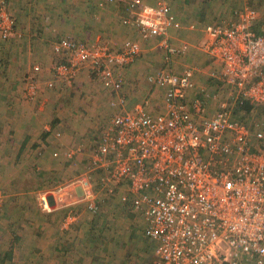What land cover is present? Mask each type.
I'll list each match as a JSON object with an SVG mask.
<instances>
[{"label":"built area","instance_id":"1","mask_svg":"<svg viewBox=\"0 0 264 264\" xmlns=\"http://www.w3.org/2000/svg\"><path fill=\"white\" fill-rule=\"evenodd\" d=\"M126 2L132 16L123 23L155 38L165 51L163 65L147 76L152 91H164L157 110L150 106L151 93L130 109L121 94L123 70L143 52L138 41L126 39L118 47L109 39L65 36L52 43L53 77L73 84L87 70L116 99L112 123L92 149L89 172L104 170L103 184L126 186L122 198L143 216L144 236L155 244L152 264L264 259V32L255 30L257 10L247 5L230 20L201 27L203 49L220 66L211 75L221 84L209 91L198 86L197 68L179 72L173 65V58L190 46L172 41L171 30L182 23L170 0ZM8 3L0 0L3 38L15 31ZM196 24L188 29H198ZM39 70L36 66L28 76L31 100L38 96ZM56 83L48 81L47 87ZM2 201L0 194V208ZM41 205L49 209L45 193ZM89 209L96 212L98 206L90 201Z\"/></svg>","mask_w":264,"mask_h":264},{"label":"crops","instance_id":"2","mask_svg":"<svg viewBox=\"0 0 264 264\" xmlns=\"http://www.w3.org/2000/svg\"><path fill=\"white\" fill-rule=\"evenodd\" d=\"M8 1L9 3L7 5V11L14 17L16 22L15 31L11 36L15 43V48L12 50L13 53L16 55H25L26 57H29L31 64L34 63V65H36L35 63H43L42 66L48 65V70L44 69V71L35 76L37 77V84L43 87L45 84V87L48 88L47 82L54 80L57 81L55 87L58 89L52 94L46 92L45 94L38 95L39 102L42 101V104L45 106H42V110L39 109L37 113L33 111L30 112L29 106H27L23 99L25 96L24 93L22 97L19 95V92L15 90V88L27 86L28 76L34 74L31 72V65L29 67L24 66L23 68L17 64L14 65L16 61L12 59V62L6 67L10 78L0 84V86L5 87L0 93V111H4L5 108H7V110L10 108V113L8 116H5L7 120H5V118L0 115V128L5 126L9 128L12 125L15 126L16 123L22 124V122H19L22 119L21 116L25 117L24 124L29 121V126H31V123L33 122V127L31 129H29V126H27L29 130L27 127L20 130L15 128V134L17 135V140L15 141L18 144L16 150L17 153L20 152V154L24 156L26 152H29L30 150L33 151L37 145L35 152L41 155V160H39V162L44 163L43 160L46 158V155L51 158V153L54 151V155L59 157L57 153V146H64L65 142L70 140L72 141L71 143L73 145V143H76L79 140L80 137L78 138V136H85L87 130L89 133L92 132L91 134L94 135L93 131H97L95 129L97 127L96 125L98 124V120L103 119L101 124H99L101 126L104 122L106 123V121L109 120V115H112L110 114L112 113V110L114 112L117 111L114 110V106L111 104L112 101L116 99L112 100L113 96L109 92H99L97 86H95L93 83L94 81H92L94 77L91 76L89 71L84 70L83 72L79 73L73 84L61 83L60 79L53 77V66L57 60V56L53 52L52 43L58 38L69 36L82 41L95 42L105 40L106 38L104 35L107 33L110 36L115 37L117 43H123V40L127 36L135 35L133 40L138 41L140 44L142 42L141 45L143 52L140 58H138L132 65L127 66L124 69L126 84L121 91V94L126 95L129 100L133 99L135 95L139 94L142 96V101L140 102L145 100L147 97L146 90L148 89V85L146 77L142 76V72L145 68H147V64H152V66L153 64H156L155 68L158 65H163L165 61V51L159 47L155 38L142 36L139 32H135L133 28L123 23L122 19L124 16L128 17L132 15L127 11V9L123 16L121 9L116 11V6L118 4H111L108 7H102L101 5L104 3V0ZM125 1L126 0H123L120 3ZM184 1L185 3L189 2L188 0H173L171 2L173 9H176L175 5H184V3H181ZM244 1V5L235 11H239L247 5L251 6L249 4L251 0ZM221 2L223 3V5L221 4L222 9H225L227 2H225V0H222ZM204 7H207L205 3L193 5L192 8L189 7V11L191 12L192 10L193 12L191 15L192 20L194 18H198V15H200V12L203 11ZM226 15H220L222 16L220 19L224 18L225 20H230L234 17L235 13L231 15L228 14L229 16ZM176 16L182 23V27L180 29L171 30L172 41L176 46H181L186 42L190 46L189 51L187 52L188 54H185L186 56L177 55L173 58V65L175 66V69L181 72L184 70L183 68L191 66V64H188L186 60H191V58L194 57V61V54L198 51L195 50L197 49V46L194 48V44L184 40L189 36V34H185V32H194L189 30L187 26V23L190 21V15L187 12V14H184V16L183 14L179 13L176 14ZM185 24L187 25L184 26ZM196 33L198 34V32ZM197 34L194 35L197 36ZM144 40L148 41H145L144 44ZM153 41L157 42V47L148 48V45H146L147 42L150 44V42ZM122 43L118 45L115 43L114 44L119 47L122 45ZM204 43L205 39L203 36V38L200 40L199 50L207 55L203 49ZM16 45L19 46L16 47ZM46 46H50V49H46ZM32 56H35L36 62H32ZM207 57L210 61H212V69L216 70L217 68H220V66L217 65L213 59L210 58V56L207 55ZM17 63L19 64V61ZM27 64H29V62H27ZM26 68H28L27 70L29 71H27ZM24 71L28 72V74L26 76L24 75L25 77L23 76L22 79L20 76ZM199 73L200 72L197 73L196 71V78L200 77ZM45 78L48 80H44ZM18 80L26 81L27 83L18 82ZM206 81L207 80H205L204 83H206ZM63 86L64 88H68V90L59 92V89H61ZM72 86L74 89H78L80 96L82 97H72V95L66 96V94H70L69 92L73 88ZM55 87L49 89L53 91ZM83 87L85 88V91ZM91 91L92 94L90 95ZM148 91L149 94L151 93L154 99L153 102L155 103L159 95V91L157 92V90L154 88L153 91L151 88ZM160 92L161 94L164 93L163 90ZM51 104L56 106V110L54 111L56 113L54 114L56 117L54 115L52 117L54 120L48 119L45 121L43 120V117L39 118V116L42 114V111L45 113V108H49ZM15 106L19 108L17 109ZM25 109L29 111V115L24 114ZM91 111L93 114L92 122L87 123L88 127L85 128L82 125V122H84L82 114L87 115ZM15 115L19 116V118L14 119L16 118ZM29 118H31V121ZM47 121L50 122L48 123ZM56 121L59 122L57 125H55ZM111 123L112 120L107 126H109ZM66 124L69 125L66 127L69 130V137L65 138V140H62L64 136L61 132H59V127H65ZM46 142H48L50 149H47L48 151L43 154L42 149H44L43 146ZM40 143H43V148L39 146ZM74 146L75 145H73V147ZM74 148L78 150L79 145ZM72 158L73 156H71V159ZM16 164L14 165V168L16 167ZM29 165L31 164H22V169L20 171L15 170L14 174L11 175V178L18 179L19 182L23 183L25 181L24 179H27L30 175L29 167L31 166ZM75 183L80 184L75 185ZM87 183H89V181L87 177L84 176V178L81 177L76 182L69 184L66 183V185H63L64 187L62 185H56V183H52L54 187H47L46 189H41L39 191L31 189L21 190L18 189L19 187H15L13 190H8L10 184H4V191L2 189L0 190H2L7 195V200L6 203L4 205L2 204V207L0 208V259L4 260L3 262L6 264H20L23 259H34L39 264H98L97 257H95L94 254L95 250L92 251L93 247H90L93 244L97 245L98 240L96 242L91 241L89 243V247L91 249H88L85 254L79 252L80 248L77 250L75 249L76 246L80 247V244L77 243L78 239H83L84 237L80 235L81 233L76 231L77 227H82L83 225L88 226L91 224L92 220L96 221V224L99 221V215L93 216L89 214L90 212H88V210H81V208L85 207L87 204L84 199L82 200V185H87ZM61 187L63 188L60 189ZM44 193L49 196V203L53 207L50 212L43 210L40 206L41 196ZM91 195L93 194L91 193ZM77 197L82 198L78 199ZM77 207H79L78 210L81 211V213L77 215L78 217L74 218L77 222H75L73 228L70 226V229L63 230L62 220L64 215L66 216L67 211L70 208L77 209ZM71 211L72 209L69 210V212ZM133 211L135 210L133 209ZM84 212L87 213L85 214ZM87 217L92 220H90L89 223H82L81 220H85ZM141 219L142 227H145L146 222L143 219V216ZM84 246L86 247V245ZM104 249L107 248L105 247ZM108 249L112 250V246H108ZM98 252L100 251H97L96 254H98ZM52 258H55V260Z\"/></svg>","mask_w":264,"mask_h":264},{"label":"rangeland","instance_id":"3","mask_svg":"<svg viewBox=\"0 0 264 264\" xmlns=\"http://www.w3.org/2000/svg\"><path fill=\"white\" fill-rule=\"evenodd\" d=\"M121 1L123 0H120L118 3H114V4H118L116 6L117 9L116 8L115 9L116 11L118 9H121L122 10L121 12H123V16H124V14L126 13L125 11L128 7H127L126 1L123 3H120ZM147 1H152V0H147ZM172 1L173 0H170V2ZM188 1L189 2H186V3L185 1L181 2V3H184V5L183 4L175 5L176 9H173L175 14L179 13V14H183V16L184 14H187L188 12V14L190 15L189 17L190 21L187 24H190L192 22L197 23L196 25L198 29L194 30V32H190V31L185 32V34H189V36L188 38H185L184 40L188 41L191 44H194V48L195 46H197V49L195 50L198 51V52H195L194 54L195 56L194 61H193L194 57L191 58V60H186V61L188 64H191V66L193 65V67L197 68L198 72H200L199 73L200 77H197V78L195 77L196 78L195 80L198 86L204 87L207 90L212 91L216 88V85H217L215 80H210L211 79L210 77L212 76L211 74L215 70L212 69L211 67L212 61L209 60V58L207 57L205 53L199 50L200 40L204 36L202 34L203 32H201L200 29L202 26L204 27L206 23L207 24L210 22L213 23V22L220 20V18L222 17L220 15L227 14L226 16H229L233 14L235 10L239 9L240 7L244 5L243 3L245 1L244 0H225V2H227V5H225L226 6L225 9H222V6H221V4L223 5V3L221 2L222 0H188ZM202 3H205L207 7L203 8V11L200 12V15H198V18L196 16L197 19L194 18L192 20L191 15L193 14V12L192 10L191 12L189 11V7L192 8L193 5H197V4L200 5ZM249 4L253 6L259 14V19L256 22L257 24L255 23L256 24L255 30L264 32V0H251ZM110 5L111 3L106 2V0H104V3L101 6L108 7ZM187 24H185L184 26H186ZM125 25H128L129 27L133 28L135 32L137 31L133 25H129V24H125ZM196 32H198V34ZM194 34H197V36H195ZM11 36L4 37V38L0 36V84L10 78V75L8 74L6 70V67L9 66V63L12 62V59L16 61L14 65L17 64L18 66L23 67V68L24 66L29 67L31 65L30 68L32 70L31 72L33 73L36 70V66L40 68V70L36 72L37 74L44 71V69L48 70L47 68L48 65L42 66L43 63H35L36 65H34V63L33 64L30 63L29 57H26L25 55L14 54L12 50L13 48H15L14 47L15 43ZM104 37L106 39H110L113 43L117 45L122 43V42L117 43L116 38L110 36L107 33L104 35ZM134 37L135 35L127 36L124 40L126 39L133 40ZM145 41H148V40H144V44H145ZM148 43L149 42H147L146 44L148 45L147 46L148 48L157 47V42L155 41L150 42V44ZM17 46L19 45H16V47ZM47 48L50 49V46L49 47L46 46V49ZM32 60H33L32 62H36L35 56L34 57L32 56ZM18 61H19V64L17 63ZM27 62H29V64H27ZM155 65L156 64H153V66L152 64L150 65L147 64V68H145L144 71L142 72V76L146 77V81H147V76L161 66V65L160 66L158 65L155 68ZM27 69L28 68H26V70ZM124 71L125 70H123V73ZM25 72L26 71L22 73L20 78L28 74V72L26 73ZM93 77L94 78L92 79V81H94L93 83L95 86H97L99 92L106 91L103 88L101 81L96 76H93ZM44 80L47 81L48 79L45 78ZM205 80H207L206 83H204ZM18 82L25 83L26 81L18 80ZM147 85H148V89L146 90V94L148 95L149 94L148 90L151 88L148 81H147ZM28 86H30L29 83H27L26 87H23V86L16 87L15 90L18 91L19 95L21 96L24 93L25 96L23 99H24V102L27 104V106H29L30 112L33 111L37 113V111L39 109L42 110L41 107L45 105L42 104V101L39 102L38 96L34 100H31L28 97H26V94L28 92ZM64 86L61 88L62 90L59 89V92L68 90V88L66 87L64 88ZM39 87H38L39 88L38 95L45 94L46 92L47 93L49 92L52 94L54 91L58 90L55 87V89L51 91L49 88L45 87V84H44V87L40 85ZM4 88L5 87L0 86V93L3 91ZM84 91H85V88H84ZM158 91H159V95L155 103L153 102L154 99L151 98V103H150L151 107L152 106L157 107L158 104L159 105L161 104L160 100L163 94H161L160 92L161 90H157V92ZM69 93L70 94H66V96L72 95V97H75V96L82 97L80 96V92L78 91V89H74V87L71 89ZM91 94H92V91L90 95ZM49 96H52V95H49ZM140 101H142V96H140L139 94L135 95L134 98L131 100L128 99V108L129 109L132 108L134 104L139 103ZM16 107L17 106H15V108ZM116 107H114V110H116ZM156 107L153 110H157ZM18 108L19 107H17V109ZM6 110L7 108H5L4 111L2 110L0 111V115L4 117L5 120H7L5 116H8V114L10 113V108H8L7 111ZM45 110L46 112L44 113V111H42V114L39 116V118L43 117V120L45 121L48 119L54 120V118L52 117L54 114H56L54 112L56 110V106L51 104L50 107L45 108ZM111 112L112 113L110 114L112 115H109V120L106 121V123L104 122L103 123L104 125L103 124L101 126L99 125L101 124L103 119L98 120V124L96 125L97 127L95 129L97 131H93L94 135L91 134L92 132L89 133L87 130L85 136L84 135L78 136V138L80 137L79 140L76 143H73V145H75L74 147L79 145L78 150H76L73 147L71 140L67 141L65 142L64 146H57V150H58L57 153L59 157H56L54 155V152H55L54 151L53 153H51L52 154L50 156L51 158H49L46 155V158L43 160L44 163L39 162V160H41L40 159L41 155L35 152V148L37 147V145L33 151L30 150L29 152H26L24 156H22L20 152L17 153L16 151L18 144L15 141L17 140V135L15 134V128H18L19 130L23 128L25 129L27 126H29V123H30L29 121H27V123L24 124V118H25L24 116H21L22 119L19 121V122H22V124L16 123L15 126L12 125L9 128H7L6 126L0 128L1 130L0 131V189L4 191L3 189L4 184L6 185L10 184L8 187V190H13L15 187H19L18 189H21V190L31 189V190L39 191L41 189H46L47 187H54L52 183H56V185L63 186V185H66V183L69 184V183L76 182L81 177L83 178L84 176L87 177L89 183H87V185L86 184L82 185L83 186V190H82L83 198L81 197L82 200L84 199L87 202V204L85 207H82L81 210L82 209L88 210V212H90L89 214L93 216L99 215V221L96 224V221L89 219V217H87L85 220H81L82 223H89L90 220L92 221H91V224L88 226L83 225L82 227L80 226L77 227L76 231L78 233H81L80 235L84 237L83 239H78L77 243L80 244V247L76 246L75 249L77 250L80 248L79 252L85 254L88 249H91L93 247L92 251L95 250L94 254H95V257H97L98 264H149V262L152 261L153 258H155V255L153 257L151 253L155 250V244L149 241L147 238H143V236H141L142 231H143L142 219H141L142 216L136 210H135L136 212L133 211V208H131V206L127 204V202L122 198L126 194V190H127L126 186H113V185H107V183L103 184V178H105L106 176V171L104 170L98 169L97 171H94L92 173L89 172V168H90L89 165H90L91 156L93 152L92 149L97 147L100 144L99 142L103 138L102 136L104 132L106 131V129L108 128L107 125L111 122L113 118L114 111L112 110ZM24 114L29 115V111L25 109ZM54 116L56 117V115ZM15 117L16 118L14 119L19 118V116L17 115H15ZM82 118L84 120V122H82V125L83 127L87 128L88 127L87 123L92 122V118H93L92 111L88 113L87 115L82 114ZM29 120L31 121V118H29ZM47 122L49 123L50 121H47ZM58 123L59 122L56 121L55 125H57ZM31 124L32 125L29 126V129L33 127V122ZM67 126L69 125L66 124L65 127L63 126L59 127V132H61L64 136L63 138L61 136L62 140L63 139L65 140V138L69 137V132H68L69 130L66 128ZM42 144L40 143L39 146L42 147L43 146ZM45 144L47 145V147ZM45 144L43 146L44 149H42L43 154L46 153L50 149L49 148L50 146H48V142H46ZM71 156H73L72 159H71ZM27 163L31 164L29 165L31 166L29 167V171H30L29 177L27 179H24L25 181L23 183L19 182L18 179H12L11 175L14 174V171L15 170L20 171L22 169V164L27 165ZM15 164H16V167L14 168ZM76 184H80V183H75V185ZM2 190H0V194L3 199L2 202L4 205L7 200V195ZM91 193L93 195H91ZM77 198L81 199L80 197H77ZM90 201H94L96 205L98 206V210L96 212L89 209ZM78 204H82V203H78ZM40 206L42 207L43 210L47 212H50L53 208L51 205L49 206V209H44L41 204ZM78 208L79 207H77V209L70 208L69 210L72 209V211L69 212L68 210L66 216L64 215V218L62 220L63 230L70 229V226L71 228H73V225L75 224V222H77L75 221L74 218L78 217L77 215L81 213V211H79ZM101 209L102 210L104 209V210L102 211ZM84 213L86 214L87 212H84ZM97 240H98V244L97 245L93 244L92 246H90L91 247L90 248L89 243L91 241L96 242ZM84 245H86V247ZM110 245L112 246V250L108 249V246ZM105 247L107 249H104ZM97 251H100V252L96 254ZM52 259L55 260V258H52ZM3 261L4 260L0 259V264H6ZM20 264H39V263L34 259L33 260L23 259L22 262H20ZM249 264H264V259L255 260L254 262L252 263L250 262Z\"/></svg>","mask_w":264,"mask_h":264},{"label":"trees","instance_id":"4","mask_svg":"<svg viewBox=\"0 0 264 264\" xmlns=\"http://www.w3.org/2000/svg\"><path fill=\"white\" fill-rule=\"evenodd\" d=\"M258 33H260V31H258V30H256ZM211 78V79H210ZM209 79L210 80H216V78H214L213 76H211ZM216 84H221V83H219V82H216ZM250 108H251V106H247V108L245 109L246 111H247V113H249L250 112ZM127 204H129V202L127 203ZM130 205V204H129ZM132 208V207H131ZM144 228L145 227H143V231H142V236L144 235L143 233H144ZM143 238H145V236H143ZM152 253V256L154 257V251L153 252H151ZM255 258H253V259H250L248 262H254L255 260H254ZM154 260V259H153ZM152 261H150L149 262V264H152L151 263Z\"/></svg>","mask_w":264,"mask_h":264},{"label":"clouds","instance_id":"5","mask_svg":"<svg viewBox=\"0 0 264 264\" xmlns=\"http://www.w3.org/2000/svg\"><path fill=\"white\" fill-rule=\"evenodd\" d=\"M151 2V1H150Z\"/></svg>","mask_w":264,"mask_h":264}]
</instances>
